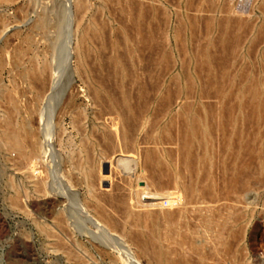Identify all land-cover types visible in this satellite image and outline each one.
Wrapping results in <instances>:
<instances>
[{"label": "rangeland", "instance_id": "rangeland-1", "mask_svg": "<svg viewBox=\"0 0 264 264\" xmlns=\"http://www.w3.org/2000/svg\"><path fill=\"white\" fill-rule=\"evenodd\" d=\"M73 1L0 0V110L54 65L40 185L0 140V264H264V0Z\"/></svg>", "mask_w": 264, "mask_h": 264}, {"label": "bare ground", "instance_id": "bare-ground-1", "mask_svg": "<svg viewBox=\"0 0 264 264\" xmlns=\"http://www.w3.org/2000/svg\"><path fill=\"white\" fill-rule=\"evenodd\" d=\"M75 4L77 5L79 12L80 11L82 12V10L84 9L83 3L81 1L75 3L74 0L72 2V5ZM92 29L93 27L86 29L80 41V47L78 50L80 51V54L84 55V59L89 51L88 40L91 38L90 32L92 31ZM22 54L23 52L18 53L17 55L18 59L17 60L15 59L16 62L20 61V57H21L20 55ZM53 70H54V65H52L50 62L49 63L47 62V64L45 65V73L47 74L46 77L42 74L40 75L36 74L37 72H35L34 70L30 72V74L23 73V78L26 83L23 84L24 85L23 89H21L20 91V93L22 94L21 100H18L17 98L8 94L7 91H3L1 96V110H0L1 143L7 150L9 151L16 150L20 154V158L24 159L27 167H29L28 169L29 178L37 181L36 184L38 185H40V179L37 175H38V170L41 168L42 164H41V153L39 150V142L36 139L37 129L35 126L36 125L35 120L37 115L39 114L40 105L44 100V98L46 97L48 84L52 77ZM28 80L30 81V84L28 83ZM61 87L62 85H60L59 81H53V83L49 87V91L51 92L50 95L53 94L55 95V93L59 91ZM58 94L60 93L58 92ZM6 101H8V103H6ZM75 165L78 167L81 173L84 174L85 178L88 181L93 179V175L91 174V172L87 170L86 167V165H89V161L86 163L80 162ZM173 196H174L173 194L167 193V198H169L170 200L167 204V208L165 206L164 209H165L166 218L168 222L171 224L170 229L172 230L173 233H177L175 228L172 227V224L177 218H179L182 215L184 209H179L177 208V205H174L175 199L173 198ZM199 209L200 208H198L196 211H199ZM129 212L131 215H133V212L131 211L130 208H129ZM96 217L98 218L97 221L99 220L98 222H100L103 228L108 230L110 233H113L112 232L113 228H111V226H114V220L107 213L98 209ZM81 219L78 220L79 222L77 221L79 224L81 223L80 221ZM114 242L116 245H119L121 247L126 246L120 241L119 242L114 241ZM114 264L117 263L114 261Z\"/></svg>", "mask_w": 264, "mask_h": 264}]
</instances>
